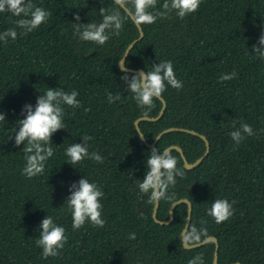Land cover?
Returning a JSON list of instances; mask_svg holds the SVG:
<instances>
[{
  "label": "trees",
  "instance_id": "16d2710c",
  "mask_svg": "<svg viewBox=\"0 0 264 264\" xmlns=\"http://www.w3.org/2000/svg\"><path fill=\"white\" fill-rule=\"evenodd\" d=\"M170 2V0H169ZM52 13L46 23L17 39L0 40V264H188L202 255L213 264L215 244L186 250L179 241L188 206L178 205L169 225L153 219L154 204L140 193L153 148L180 146L194 163L205 151V142L185 132L164 135L148 148L136 130L140 109L128 91L133 73L120 70L119 61L140 32L129 17L119 36L106 29L110 39L103 46L81 41L73 24L100 23L101 8H114L112 0H31ZM164 0H157L162 10ZM111 14V13H108ZM122 16L125 15L121 10ZM11 13H0V33L15 27ZM98 26V24H97ZM144 38L129 54L130 69L151 70L170 60L182 89L167 87L164 116L157 122H141L149 144L169 128L194 130L206 136L210 153L195 169L177 177L173 200H160L157 218L168 220L171 205L187 198L193 204L191 225L207 229L219 242V264H264V0H202L197 12L180 19L175 12L143 25ZM258 48L259 52L253 51ZM95 53V54H94ZM237 77L220 81L221 75ZM49 89L79 93L82 107L64 106L66 128L52 134L54 155L45 172L28 179L22 149L15 145L17 121L24 119V106H36L37 98ZM108 95L120 96L109 103ZM149 117H157L162 102L154 100ZM86 108L91 109L85 111ZM252 127L246 136L241 124ZM240 131L239 145L230 132ZM88 142L103 163L85 159L71 165L66 149L73 143ZM27 142L25 141V144ZM177 167H184L180 153ZM185 168V167H184ZM87 178L104 192L101 198L103 228L86 222L73 230L71 212L65 204L72 185ZM216 199L233 201L234 215L216 224L208 211ZM64 227L68 237L57 257L42 258L37 247L40 225L46 216ZM190 225V226H191ZM135 233V239L129 235Z\"/></svg>",
  "mask_w": 264,
  "mask_h": 264
},
{
  "label": "clouds",
  "instance_id": "9594fccd",
  "mask_svg": "<svg viewBox=\"0 0 264 264\" xmlns=\"http://www.w3.org/2000/svg\"><path fill=\"white\" fill-rule=\"evenodd\" d=\"M114 8H101L100 16L102 22L88 23L81 25L80 17L76 16L77 23L73 24L76 36L84 42H92L99 46L105 45L110 39L106 34V29H113V34L119 36L126 18H131L135 24L140 27L143 25H152L156 23L157 18L167 19L169 15L175 12L176 16L184 19L198 11L202 0H164L162 10H157V0H112ZM121 10L124 14L122 16ZM0 13H11L15 17H23L15 21V27L9 28L0 33V40L7 44V38L13 41L17 39L16 28L21 29V34L27 35L38 29L46 23L52 13L43 7L35 6L31 0H0ZM111 13V14H108ZM98 24V26H97ZM260 44H264V35L261 36ZM253 51L259 52L258 48ZM264 59V53L258 56ZM122 71L127 72V65L121 60ZM237 77L233 71L230 75H221L220 81H229ZM122 79L128 80V91L132 94V99L140 109H143L141 115L143 118L149 117L152 108L155 107L154 100H163V93L170 86L173 89L180 90L183 84L177 79L173 64L170 60L161 61L151 70H146L140 74H134L129 77L123 75ZM37 98L36 106L25 105L23 114L25 118L17 121L18 131L14 138L15 145L19 147L24 144L22 152L26 164L22 170V175L32 179L42 175L45 172L46 162L54 155L51 142L52 134L60 129L66 128L63 122L64 106L77 109L82 107L77 99L79 93L75 90L70 93L59 89H49ZM120 96L108 95L109 103L119 100ZM91 109L86 108L85 111ZM6 114H0V123L6 124ZM246 136H253L255 133L249 124L240 125ZM143 138V134H140ZM230 136L237 145L245 139L240 131L230 132ZM93 137L84 135L83 144L73 143L66 149V156L69 164L77 165L85 159L93 160L96 163H103V157L98 152H90L88 142ZM25 141L27 142L25 144ZM174 146L165 147L162 151L158 148L151 150L150 157L146 160L147 168L142 182L138 183L141 194L148 195V203L154 204L161 199L173 200L174 193L169 195V187L175 186L176 178L181 179L185 176V168L177 167L178 158L172 154ZM72 195L68 197L66 205L71 212L73 230L81 229L86 222L93 227L103 228L105 220L102 218L101 198L104 192L95 182H90L86 177L79 180L78 186L73 184ZM227 199H216L212 203L208 215L211 216L216 224H221L229 220L234 215L233 204ZM39 238L36 239L37 247L42 249V258L57 257L60 251L65 247L68 237L65 235V229L54 222L53 217L46 216L40 225ZM135 233L129 235V239H135ZM207 229L199 228L195 225L185 226L182 230L179 241L185 249H193L200 246L208 239ZM196 259L200 264H204L203 256L197 255ZM188 264H195L191 259ZM238 264V262H237Z\"/></svg>",
  "mask_w": 264,
  "mask_h": 264
},
{
  "label": "water",
  "instance_id": "95a60500",
  "mask_svg": "<svg viewBox=\"0 0 264 264\" xmlns=\"http://www.w3.org/2000/svg\"><path fill=\"white\" fill-rule=\"evenodd\" d=\"M137 28H138V30L140 32L139 37L128 46V48L126 49L123 57L121 58V60H123V62L125 64H126L127 58L129 56V54L131 53L132 49L135 47V45L137 43H139L144 38V31H143L142 26H140V27L137 26ZM121 60L119 61V68L122 71ZM142 72H145V71L143 69H130V68L127 67V72L126 73L140 74ZM160 101L162 102V109H161V111H160V113L158 114L157 117H154V118H152V117H147V118L141 117V118L136 120L135 126H136L137 132L139 133V136H140V134H143L142 131H141V128H140V123L141 122H144V121H146V122H157L164 116L165 111L167 109V102H166V100L164 98H163V100H160ZM172 132H185V133L193 135V136H198L205 142L206 151H205L204 155L201 158H199L198 160H196L194 163H190L187 160V158H186V156L184 154V151H183V149L180 146L174 145V150L173 151H177L178 153H180L181 158L183 159V162H184L185 169L193 170V169L197 168L206 159V157L210 153V143H209L208 139L206 138V136L201 135V134H199L198 132H196L194 130H188V129H182V128H169V129H166L163 132H161L158 135V137L155 139L154 143H152V144H149L146 141L145 136H143V138H141V136H140V138L146 144V146L148 148H153L162 139V137L164 135H166L168 133H172ZM181 204H186L188 206L185 226H190L191 225V221H192L193 204L187 198H183V199H180L178 201H175L171 205L170 211H169V218H168V220H165V221H161V220H159L157 218L158 210H159V206H160V201H158L154 205L153 214H152L153 219L155 220V222L157 224H160V225H169V224H171L173 222L174 218H175V208L178 205H181ZM185 226H184V228H185ZM209 243H214L215 244V252H214V258H213V264H219V260H218L219 259V242H218L217 238L211 236L208 239H206L203 244H201L200 246H197L196 248H193V249L200 248V247H202L204 245H207ZM193 249H186V250H193ZM234 264H237V263H234ZM238 264H241V263L238 262Z\"/></svg>",
  "mask_w": 264,
  "mask_h": 264
}]
</instances>
